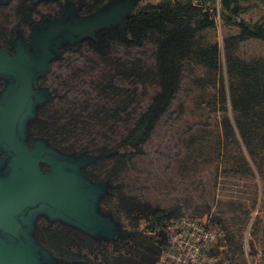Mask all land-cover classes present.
I'll return each mask as SVG.
<instances>
[{
    "label": "rangeland",
    "instance_id": "1",
    "mask_svg": "<svg viewBox=\"0 0 264 264\" xmlns=\"http://www.w3.org/2000/svg\"><path fill=\"white\" fill-rule=\"evenodd\" d=\"M118 1L67 3L94 16ZM166 1L187 2L132 0L123 36L131 18ZM207 5L214 27L179 51L164 53L156 33L128 45L112 34L117 25L97 33H108L107 53L87 42L38 77L35 92L45 95L26 121L27 144L89 159L81 171L101 186L97 211L122 236H93L39 215L34 236L58 263L165 264L173 225L183 218L212 241V264H264V41L242 37L234 24L264 28V0H235L234 19L223 15L221 0ZM54 12L41 7L38 17ZM21 18L17 6H0V48L9 49ZM10 83L0 76V98ZM133 134L141 139L136 153L125 148ZM152 211L173 217L152 225ZM159 233L167 235L163 247Z\"/></svg>",
    "mask_w": 264,
    "mask_h": 264
},
{
    "label": "water",
    "instance_id": "2",
    "mask_svg": "<svg viewBox=\"0 0 264 264\" xmlns=\"http://www.w3.org/2000/svg\"><path fill=\"white\" fill-rule=\"evenodd\" d=\"M132 6V0H121L90 18L67 14L48 20L34 29L31 51L23 44L12 56L0 48V76L11 80L0 98V264H60L34 236L42 214L93 236L114 234L115 223L97 211L101 186L82 174L89 159L60 155L42 143L31 148L26 121L45 95L35 92L37 79L61 44L96 39L100 30L117 25L124 31Z\"/></svg>",
    "mask_w": 264,
    "mask_h": 264
},
{
    "label": "trees",
    "instance_id": "3",
    "mask_svg": "<svg viewBox=\"0 0 264 264\" xmlns=\"http://www.w3.org/2000/svg\"><path fill=\"white\" fill-rule=\"evenodd\" d=\"M197 0H187L186 3L175 2L171 3L166 1L158 6L150 7L152 11L144 12L136 17L131 18L127 22V36H123L120 30L112 32L115 37H120V41L126 42L128 45L141 44L142 40L147 36L148 33H156L163 37V48L164 53H174L183 49L187 46L188 42L193 36L203 30L212 28L215 25V12L211 9L205 12L208 8L207 3H211L213 0H204L200 4H196ZM235 0H221L222 11L225 17L234 19L237 16L238 7L234 6ZM205 7V9H204ZM234 24L239 26L241 29V36L244 38H256L264 41V28L260 26H252L246 21L235 20ZM102 40L105 37H109L107 32L101 34ZM103 42L99 45H95V50L101 53H107V48ZM172 88H167L166 94L170 96ZM167 96H162L160 99L166 101ZM144 123V126H149ZM142 126V127H144ZM138 130L135 132L137 133ZM133 134L125 143V148L131 150L133 153L138 152L137 142L141 139ZM152 218L150 223L156 225L167 219L173 217V212L170 211H152ZM161 240L159 241L160 246L167 244L166 233H159Z\"/></svg>",
    "mask_w": 264,
    "mask_h": 264
},
{
    "label": "flooded vegetation",
    "instance_id": "4",
    "mask_svg": "<svg viewBox=\"0 0 264 264\" xmlns=\"http://www.w3.org/2000/svg\"><path fill=\"white\" fill-rule=\"evenodd\" d=\"M71 0H0V6H11L15 5L18 8V12L22 13V18L18 22L17 27L13 30L11 38L9 41H7V45L5 47H8L9 49H4L8 50L9 53L12 56H15L17 54V50L20 48H24L23 44H27L30 46V51L32 50L31 44L33 42L32 37L34 34V29L37 26L43 25L46 21L51 20L55 21L58 19L63 18L67 14H73L76 12L77 15L79 16H91L93 15L94 12H91V10H83L84 8L82 7L83 4L77 3L76 8L74 9L70 4L67 2ZM49 6H55L56 7V12L52 14H39L40 8L41 7H49ZM29 8V9H27ZM33 12V13H31ZM34 17H37V19H34ZM25 27L26 30H21L20 28ZM117 30H120L123 33V30L121 27ZM126 32H127V23H126ZM20 36V37H18ZM98 36V35H97ZM109 37H105L104 41L102 40L101 35L98 36L96 39L89 38L85 40H80L75 43H67V45H63L60 50L58 49L57 57L51 60L48 64L49 69L52 68V65L54 64L55 59H62L64 54L67 52H73L75 48L82 44H86L87 42H93L95 45L101 44L102 42L104 44L108 43ZM95 48V47H94ZM100 53V52H99ZM51 66V67H50ZM31 148H33V145L28 144ZM43 169L45 171H48L49 168L47 166H43ZM87 176V175H86ZM88 177V176H87ZM90 178V177H89ZM107 189V188H106ZM106 200V197L101 200L102 203ZM79 230V229H77ZM76 230V228L73 227V232H76L79 235H85L81 234ZM87 237V235H85ZM109 237H114L116 240H121L122 236L118 235L117 233L113 235H108ZM89 238V237H88ZM90 239V238H89Z\"/></svg>",
    "mask_w": 264,
    "mask_h": 264
},
{
    "label": "built area",
    "instance_id": "5",
    "mask_svg": "<svg viewBox=\"0 0 264 264\" xmlns=\"http://www.w3.org/2000/svg\"><path fill=\"white\" fill-rule=\"evenodd\" d=\"M206 236L204 229L192 221L183 218L177 221L165 252V264H212L208 256L212 241Z\"/></svg>",
    "mask_w": 264,
    "mask_h": 264
}]
</instances>
